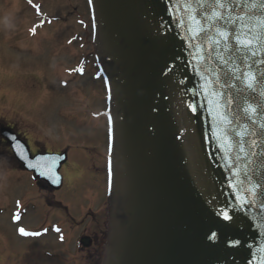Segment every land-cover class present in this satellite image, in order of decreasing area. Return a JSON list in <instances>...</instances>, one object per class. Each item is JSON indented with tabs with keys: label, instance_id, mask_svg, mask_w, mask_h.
Instances as JSON below:
<instances>
[{
	"label": "water",
	"instance_id": "1",
	"mask_svg": "<svg viewBox=\"0 0 264 264\" xmlns=\"http://www.w3.org/2000/svg\"><path fill=\"white\" fill-rule=\"evenodd\" d=\"M224 2L90 0L112 122L105 264L264 262V0Z\"/></svg>",
	"mask_w": 264,
	"mask_h": 264
},
{
	"label": "rangeland",
	"instance_id": "2",
	"mask_svg": "<svg viewBox=\"0 0 264 264\" xmlns=\"http://www.w3.org/2000/svg\"><path fill=\"white\" fill-rule=\"evenodd\" d=\"M32 1L41 14L54 17L36 36L29 27L39 20L28 1L0 0V128L27 139L33 153L69 149L70 157L60 190L37 189L0 132V264H97L94 249L76 250V240L79 234L98 233L106 242V123L92 116L104 108V90L101 81L92 80V64L83 78L66 74L82 56L94 53L89 10L86 0ZM77 18L87 21L88 28ZM77 33L86 35L84 48L79 41L67 42ZM67 79L69 86H61ZM20 200L28 206L24 224H63L67 242L58 243L52 234L38 240L18 238L10 215Z\"/></svg>",
	"mask_w": 264,
	"mask_h": 264
},
{
	"label": "snow or ice",
	"instance_id": "3",
	"mask_svg": "<svg viewBox=\"0 0 264 264\" xmlns=\"http://www.w3.org/2000/svg\"><path fill=\"white\" fill-rule=\"evenodd\" d=\"M29 4H32V0H28ZM216 5L218 6L219 9H224L227 7L226 3L224 2V0H216ZM256 4H253L252 7H256ZM33 7H35L37 9V12L39 13V5H33ZM260 8H264V3L259 4ZM189 19L192 21L193 25H195V27H190L189 31H191L193 33V38H195L196 36H199L200 33L205 31V28L203 26V24L201 23L200 20L197 19V17L195 15H190ZM224 14L218 10H216V8L213 9V13L211 16L208 17V20L212 21L213 23L217 20H224ZM235 24L236 21L235 20H229V21H225V24ZM260 24L262 26H264V19L260 20ZM31 31L33 32V34H35L36 28H32ZM216 33H217V37L216 39L213 40V43H215L216 45H220L221 41L224 42V48L227 51L228 50V41L230 39L233 38V33L229 32L228 29L225 28H221V27H216ZM235 42L236 44L239 46L237 48V51H248L251 52L252 56L256 55V52L253 50V43L254 40H258V37H253V38H249L247 36V34H241V33H237L234 36ZM264 62V61H262ZM225 63H227V61H225ZM251 66L249 65V68ZM80 71L82 72L83 70L80 69ZM246 77L249 80V84L248 87H252V81L255 80V76L251 73L248 72L246 73ZM262 127H264V125H261ZM14 139V138H13ZM241 151L243 152L244 149L243 147H241ZM30 167H34V165H29ZM43 174V173H42ZM248 191H253L252 189H249ZM238 199L241 200V207L243 208L244 204L250 203L251 201L247 198V197H238ZM224 215V218L227 220H231L232 217L225 211L222 213ZM14 220L19 221L20 219V214L17 213L14 217ZM57 232L60 231L59 228L56 229ZM18 232L21 236L24 237H38L40 235H42L41 232H35V231H28L23 227H20L18 229ZM44 232H47V229H44ZM61 239H63V236H61ZM238 243V242H237ZM262 264H264V262H262Z\"/></svg>",
	"mask_w": 264,
	"mask_h": 264
},
{
	"label": "flooded vegetation",
	"instance_id": "4",
	"mask_svg": "<svg viewBox=\"0 0 264 264\" xmlns=\"http://www.w3.org/2000/svg\"><path fill=\"white\" fill-rule=\"evenodd\" d=\"M88 236L90 237V245L87 248H81V251H84V250L92 251L94 249V255L95 254L99 255L98 257H99L100 262L97 263V264H99V263H101L102 258H103L102 253H103L104 242H103L101 237H100V239H99V237H97V236H99L98 233L93 234V235L89 234Z\"/></svg>",
	"mask_w": 264,
	"mask_h": 264
},
{
	"label": "bare ground",
	"instance_id": "5",
	"mask_svg": "<svg viewBox=\"0 0 264 264\" xmlns=\"http://www.w3.org/2000/svg\"><path fill=\"white\" fill-rule=\"evenodd\" d=\"M38 33H39V32H38ZM2 89H3V88H0V94H3V93H4V92L2 93ZM4 91H5V90H4ZM1 96H2V95H1ZM69 173H70V172H69Z\"/></svg>",
	"mask_w": 264,
	"mask_h": 264
}]
</instances>
